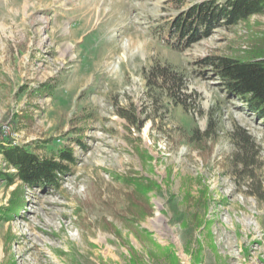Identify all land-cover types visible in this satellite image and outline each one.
<instances>
[{"label":"rangeland","instance_id":"rangeland-1","mask_svg":"<svg viewBox=\"0 0 264 264\" xmlns=\"http://www.w3.org/2000/svg\"><path fill=\"white\" fill-rule=\"evenodd\" d=\"M203 1L0 0V137L74 159L57 185L0 180V209L24 199L0 264H264V120L200 63L262 44L264 14L170 47Z\"/></svg>","mask_w":264,"mask_h":264},{"label":"trees","instance_id":"trees-1","mask_svg":"<svg viewBox=\"0 0 264 264\" xmlns=\"http://www.w3.org/2000/svg\"><path fill=\"white\" fill-rule=\"evenodd\" d=\"M264 14V0H205L190 6L175 20L166 25V33L172 31L175 41L170 47L177 48L180 39L189 35L187 42L207 37L212 28L218 26L231 27L245 21L254 15ZM171 28V29H170ZM209 68L212 76L219 79L221 86L230 96L241 99L250 112L264 120V42L256 45L243 57L208 56L200 61ZM54 86H43L36 91L52 90ZM238 148L243 152L242 165H249L248 149L255 150L249 136L244 132L237 134ZM77 142H81L80 139ZM0 154L7 168L15 170L14 175L0 172V180L11 184L16 177L21 186L42 187L57 185L56 178L74 163L71 149L62 147L57 150L56 156L43 158L29 149V146L13 145L9 137H0ZM127 180V179H126ZM128 181V180H127ZM130 181V180H129ZM132 185L139 192L144 193L149 188L143 183L131 180ZM20 187L12 192L10 207L0 209V217L6 218L22 208Z\"/></svg>","mask_w":264,"mask_h":264},{"label":"bare ground","instance_id":"bare-ground-1","mask_svg":"<svg viewBox=\"0 0 264 264\" xmlns=\"http://www.w3.org/2000/svg\"><path fill=\"white\" fill-rule=\"evenodd\" d=\"M68 48V47H67Z\"/></svg>","mask_w":264,"mask_h":264}]
</instances>
